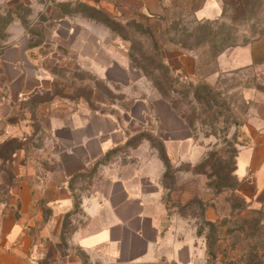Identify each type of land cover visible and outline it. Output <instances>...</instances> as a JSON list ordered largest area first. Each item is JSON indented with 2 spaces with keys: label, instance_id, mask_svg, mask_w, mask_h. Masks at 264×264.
Segmentation results:
<instances>
[{
  "label": "rangeland",
  "instance_id": "1",
  "mask_svg": "<svg viewBox=\"0 0 264 264\" xmlns=\"http://www.w3.org/2000/svg\"><path fill=\"white\" fill-rule=\"evenodd\" d=\"M108 15L95 10V0H0V69L2 53L22 44L28 48V67L33 66L50 88L21 102V109L11 116L18 119L17 129L0 118V152L9 157L11 148L23 146V175L18 179L36 180L43 165L54 161V151L46 146L48 133L39 101L52 98L57 105L70 102L72 108L86 102L95 111L119 118L132 109L140 118L141 101L168 95L166 100L177 105L188 124L179 134H190L192 145L176 146L179 155L170 158L163 180L162 202L167 211L161 226L179 221L184 234L197 236L198 245H210L209 258L202 248L195 264H264V205L239 197L234 175L236 154L247 139L248 127L264 115V65L213 77L221 51L246 43L263 29L247 27L246 15L238 21L239 27L218 20L199 21L191 11L181 16L167 12L164 18L135 14L114 15L110 20ZM89 32L113 53L114 66L108 69L80 55L79 47ZM160 55L170 66L178 64L182 55L195 58L192 77L186 68L178 70L184 78L167 75ZM3 80L0 74V102L10 99ZM146 119L147 125L132 133L123 151L131 154L146 142L161 157L166 146L158 137L153 113ZM15 135L20 142L10 145L6 153L9 144L3 143ZM14 162H5L0 155V199L16 178L11 172ZM66 225L71 232L75 223L68 220Z\"/></svg>",
  "mask_w": 264,
  "mask_h": 264
},
{
  "label": "crops",
  "instance_id": "2",
  "mask_svg": "<svg viewBox=\"0 0 264 264\" xmlns=\"http://www.w3.org/2000/svg\"><path fill=\"white\" fill-rule=\"evenodd\" d=\"M95 7L110 16L165 17L167 12L181 16L191 11L199 21L218 20L236 27L246 15L247 27L263 31L220 52L213 77L264 65V0H95ZM101 43L99 36L89 32L78 51L109 69L117 59ZM27 49L14 45L1 58L10 99L0 102V118L15 129L18 119L11 116L21 109V102L50 89L43 76L28 67ZM195 64V58L182 55L171 66L186 68L189 74ZM31 74L34 84H30ZM55 101L39 104L48 133L46 146L54 151L53 165H43L36 180H20L24 148L13 153L11 172L16 178L0 199V264H195L202 248L209 258V248L198 245L195 234H184L179 221L161 226L167 211L162 202L167 167L160 155L146 142L131 154L123 151L152 113L169 158L179 155L176 146L190 147L192 136L179 134L188 129L179 109L160 97L141 101L142 117L131 109L119 118L95 111L86 102L72 108L70 102L57 105ZM131 157L135 161H129ZM234 175L236 193L248 203L264 205L262 114L252 121L246 141L238 148ZM68 220L75 223L71 232L66 229ZM65 236H69L66 242Z\"/></svg>",
  "mask_w": 264,
  "mask_h": 264
},
{
  "label": "trees",
  "instance_id": "3",
  "mask_svg": "<svg viewBox=\"0 0 264 264\" xmlns=\"http://www.w3.org/2000/svg\"><path fill=\"white\" fill-rule=\"evenodd\" d=\"M95 10L96 11H98V12H101V13H103L104 11L102 10V9H99V8H97V7H95ZM137 15H145V14H137ZM108 18L110 19V18H114V16L112 17V16H110V15H108ZM160 18H164V17H160ZM111 20V19H110ZM222 52V51H221ZM220 54V53H219ZM218 54V55H219ZM159 59H160V66L163 68V69H166V71H167V75H168V73L169 74H173V75H176V76H180V78L182 77V78H184L183 77V75H182V73L180 72V71H178V70H176L175 68H173L172 66H170L169 64H167L166 63V61L163 59V57H161V55H160V57H159ZM216 61V60H215ZM0 74H2V78L4 79L3 80V83H4V85H5V87L8 85V80H7V76H6V73H5V71H4V69L2 70V69H0ZM187 74V73H186ZM188 75V77H192L190 74H187ZM172 83V82H171ZM46 92H50V89L49 90H46ZM39 94H41L40 92H38V93H34L33 94V96H31V98H35L36 96H38ZM162 97L163 98H165V99H169V96L168 95H162ZM30 98V99H31ZM51 100H54V99H52V98H50V99H44V100H42V101H39V103L38 104H40V103H42V102H48V101H51ZM170 102H171V100H169ZM172 105L174 106V107H177V105L176 104H174L173 102H172ZM188 121V120H187ZM131 139V137L129 138V140ZM129 140H128V142H129ZM15 142H20V139H18V138H11V139H8L5 143H3V144H5V146L6 145H8L9 144V146L7 147V149H6V153L7 152H9V147H10V145H13ZM127 142V143H128ZM0 145H2V144H0ZM3 146V145H2ZM1 146V147H2ZM6 148V147H5ZM19 148H24L23 146H17V147H15V148H11V150H10V156L8 157V156H4V154L2 153V152H0V155H1V157L2 158H4V160H5V162L6 161H9V160H11L12 159V157H13V153L15 152V150L16 149H19ZM1 151H2V149H1ZM6 158V159H5ZM161 158L163 159V161H164V163H165V166L167 167V166H170V164H171V159L169 158V156L167 155V152H166V149H165V147H163V150H162V156H161ZM235 160H236V158H235ZM168 168V167H167ZM234 170H235V168H234ZM166 176H167V172L165 173V175H164V178H166ZM237 181V180H236ZM237 183V182H236ZM236 192V191H235ZM238 195V194H237ZM239 196V195H238ZM239 197H241V196H239ZM242 198V197H241ZM243 199V198H242ZM245 201V200H244ZM246 202V201H245ZM209 248H211L210 247V245L208 246ZM210 255L213 257V251H210ZM213 264V263H212Z\"/></svg>",
  "mask_w": 264,
  "mask_h": 264
}]
</instances>
